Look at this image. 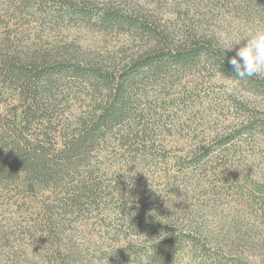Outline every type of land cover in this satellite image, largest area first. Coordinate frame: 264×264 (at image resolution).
Wrapping results in <instances>:
<instances>
[{
    "label": "rangeland",
    "instance_id": "rangeland-1",
    "mask_svg": "<svg viewBox=\"0 0 264 264\" xmlns=\"http://www.w3.org/2000/svg\"><path fill=\"white\" fill-rule=\"evenodd\" d=\"M98 1L177 28L196 22L226 46L264 27V14L232 0ZM63 3L0 0V43L9 38L33 49L66 43L91 56L117 57L118 64L141 49L129 33L64 16ZM202 66L145 82L134 93L136 110L157 114L147 132L152 146L131 152L120 140L122 127L109 133L92 159L112 186L101 198L72 204L66 191L0 180V264H264V127L220 142L248 119L264 122V89ZM58 83L53 94L70 95L57 108L63 119L72 123L93 108L91 89ZM15 88L0 79V114L7 118L23 110ZM205 147L203 166L192 164L188 157ZM48 206H55V224L47 222Z\"/></svg>",
    "mask_w": 264,
    "mask_h": 264
},
{
    "label": "trees",
    "instance_id": "trees-1",
    "mask_svg": "<svg viewBox=\"0 0 264 264\" xmlns=\"http://www.w3.org/2000/svg\"><path fill=\"white\" fill-rule=\"evenodd\" d=\"M63 1L64 16H81L100 29L129 33L142 42L141 49L118 64L113 63L117 57L91 56L72 44L33 49L17 40L4 39L0 43V79L19 90L21 95L17 98L23 110L11 118L0 114L2 181L66 191L71 193L72 204L82 199L97 200L104 189L112 187L97 175L99 168L92 163L109 133L122 127L120 140L131 152L136 146L142 150L144 145L152 146L146 144L147 132H151L150 121L157 114L133 107L137 99L134 93L141 84L151 80L166 82L175 73L182 74L203 64L201 70L211 68L252 89H264L262 77L240 79L228 63L234 51L224 50L227 46L221 37L200 29L196 22L184 21L177 28L168 21L143 17L111 1L103 6L98 5V0ZM232 1L240 2L251 13L264 14V0ZM61 79L77 81L82 88L91 89L87 99L93 108L72 123L57 111L62 99L70 97L63 95L60 99L61 95L53 94ZM247 123L245 129L228 132L220 142H227L241 130L264 127V122L252 119ZM209 151L205 147L188 158L192 164L203 166ZM119 186L127 188L122 182H118ZM60 202L61 206L67 203ZM54 207H47L51 213L47 222L52 224L56 222ZM151 223L156 224V217H151Z\"/></svg>",
    "mask_w": 264,
    "mask_h": 264
},
{
    "label": "clouds",
    "instance_id": "clouds-1",
    "mask_svg": "<svg viewBox=\"0 0 264 264\" xmlns=\"http://www.w3.org/2000/svg\"><path fill=\"white\" fill-rule=\"evenodd\" d=\"M242 40H246V43L235 50V55L228 59V63L235 69L240 79L264 77V27L248 31ZM242 40L227 46L224 50L232 51L233 46Z\"/></svg>",
    "mask_w": 264,
    "mask_h": 264
}]
</instances>
